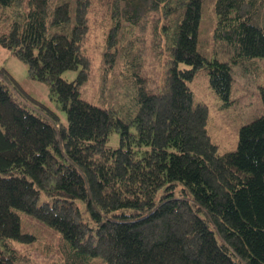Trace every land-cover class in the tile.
<instances>
[{
	"label": "trees",
	"instance_id": "16d2710c",
	"mask_svg": "<svg viewBox=\"0 0 264 264\" xmlns=\"http://www.w3.org/2000/svg\"><path fill=\"white\" fill-rule=\"evenodd\" d=\"M97 1L112 11L110 45L123 59L135 40L124 32L118 49V25L161 19V87L135 83L137 105L122 116L81 96V70L61 76L88 66L80 45ZM205 3L226 59L198 49ZM0 45L49 86L46 104L0 65V264H26L14 245L35 239L25 217L59 233L53 264H264V113L220 152L187 84L204 67L231 102L232 65L264 59V0H0ZM260 96L264 105V86Z\"/></svg>",
	"mask_w": 264,
	"mask_h": 264
},
{
	"label": "rangeland",
	"instance_id": "374dc122",
	"mask_svg": "<svg viewBox=\"0 0 264 264\" xmlns=\"http://www.w3.org/2000/svg\"><path fill=\"white\" fill-rule=\"evenodd\" d=\"M106 4V2L104 3ZM90 13L89 30L80 45V55L88 62V66H79L77 69H67L61 76L67 80L76 78L81 70L86 74L85 81L80 84L81 96L95 104H99L122 116L125 110H133L132 104L137 105L134 84L140 83L149 89H157L163 76L168 59L166 49H162L159 42L161 19L157 12L147 15L144 22L127 27L126 22L118 25L115 33L118 49L121 48V34L124 32V41L134 36L135 51L126 44L124 50L128 58L123 59L119 53L113 54L114 46L109 40L114 22L111 18V9L100 7L99 1ZM202 17L199 42V51L207 58L226 59L225 45L213 38V29L216 18L212 7L205 3ZM134 57L135 72L128 70L129 59ZM0 65H3L18 83L31 95L44 103L49 101V86L44 81L29 77L26 64L9 49L0 45ZM231 102L227 105L210 87L206 69L197 70L188 85L193 92L195 101L204 102L209 108L207 131L210 139L218 146L220 152L235 148L240 126L250 122L264 113V105L260 96V86H264V59L241 61L232 65ZM55 105V104H54ZM56 106V105H55ZM63 121L66 112L54 108ZM107 144L116 147L119 144V133H110ZM26 228L35 235L29 243L14 244L19 254L24 257L26 264H53L61 263L58 253L60 235L54 229L45 226L31 217H25ZM99 264H104L99 261Z\"/></svg>",
	"mask_w": 264,
	"mask_h": 264
}]
</instances>
